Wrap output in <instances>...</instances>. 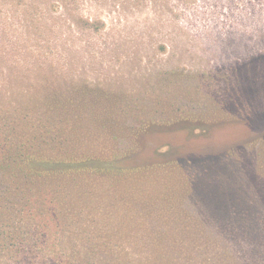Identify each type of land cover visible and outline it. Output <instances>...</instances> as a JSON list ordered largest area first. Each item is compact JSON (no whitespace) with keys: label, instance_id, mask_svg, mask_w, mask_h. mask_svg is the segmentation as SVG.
<instances>
[{"label":"rangeland","instance_id":"obj_1","mask_svg":"<svg viewBox=\"0 0 264 264\" xmlns=\"http://www.w3.org/2000/svg\"><path fill=\"white\" fill-rule=\"evenodd\" d=\"M67 83L96 93L72 118L56 115L62 152L109 155V118L127 151L131 126L154 123L125 163L147 197L171 200L138 213L176 220L113 230L108 207L106 238L84 243L208 248L217 264H264V0H0V135L53 132L33 97Z\"/></svg>","mask_w":264,"mask_h":264},{"label":"trees","instance_id":"obj_2","mask_svg":"<svg viewBox=\"0 0 264 264\" xmlns=\"http://www.w3.org/2000/svg\"><path fill=\"white\" fill-rule=\"evenodd\" d=\"M95 93L88 85H47L44 93L33 97L32 106L52 118L54 133L50 125H44L43 132L32 126L27 134L14 127L5 137L0 135V264H217L208 260V248L84 243L85 239L106 238L101 233L108 227V207L115 210L113 230L126 220L135 223L134 228L142 221H176L171 215L138 213L142 205L171 200L153 193L147 197L140 169L125 163L154 123L131 126L132 139L125 138L132 144L127 151L122 147V125L117 118H109L105 128L116 131L107 133L114 144L109 155L85 145L62 152L65 147L61 148L62 140L57 141L56 134L61 132L56 129V115L68 117L82 111ZM87 129L82 123L74 134L83 137Z\"/></svg>","mask_w":264,"mask_h":264}]
</instances>
